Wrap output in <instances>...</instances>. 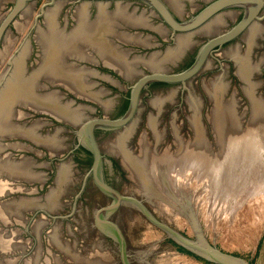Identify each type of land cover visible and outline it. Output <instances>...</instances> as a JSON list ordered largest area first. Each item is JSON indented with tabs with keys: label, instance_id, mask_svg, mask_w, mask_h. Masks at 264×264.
Wrapping results in <instances>:
<instances>
[{
	"label": "water",
	"instance_id": "95a60500",
	"mask_svg": "<svg viewBox=\"0 0 264 264\" xmlns=\"http://www.w3.org/2000/svg\"><path fill=\"white\" fill-rule=\"evenodd\" d=\"M66 1L0 0V264H154L175 249L249 264L216 248L241 208L264 194V163L252 178L240 161V144L264 151V18L246 28L264 0L196 1L206 6L189 19L193 0H140L179 34L176 44L144 5ZM237 7L239 22L233 13L211 18ZM101 65L129 84L141 77L120 118L80 123L93 102L106 119L121 107L115 94L126 88L111 91L92 73L107 74ZM153 82L166 85L142 97L134 133L128 125L98 138L116 157L101 178L91 130L127 123ZM77 126L95 157L86 178L90 162L67 154Z\"/></svg>",
	"mask_w": 264,
	"mask_h": 264
},
{
	"label": "flooded vegetation",
	"instance_id": "af4514ba",
	"mask_svg": "<svg viewBox=\"0 0 264 264\" xmlns=\"http://www.w3.org/2000/svg\"><path fill=\"white\" fill-rule=\"evenodd\" d=\"M129 1H131V2H136V3H138V4H140V5H144V6H146L147 7V9L149 10V13L148 14H153L154 15V17H156V18H158L159 20H160V24H162L163 26H165L166 27V25H165V23L163 22V20H162V18L160 17V16H158L156 13H154V12H152L151 11V9H150V7L147 5V4H145L144 2H142V1H140V0H129ZM196 1H202L203 3L205 2V0H193L192 2H191V5H189V4H187L186 5V7H185V9H187V10H189V7L188 6H193L195 3H196ZM213 1H215V0H210L209 2H207L206 3V5H208L209 3H211V2H213ZM49 2V1H48ZM66 2H71V3H73V4H84V5H86L88 2H86V1H84V0H81V1H76V0H67ZM90 4H93V5H100L101 3H98V2H89ZM111 3H115V2H111ZM33 5V4H32ZM44 5H50V4H47V3H44ZM206 5H204V6H193V7H197L196 9V11H195V9L193 8V10H191L192 8L190 7V15H188V17H187V19H189V18H191V17H193V16H195L201 9H203ZM171 9V8H170ZM171 13L173 14V16H174V18L176 19V20H178V21H180V20H182L180 17H178L177 15H176V13L175 12H172V10H171ZM226 13H233L234 15H237L236 17V20H238V22L242 19V17L244 16V8H242V7H237V8H230V9H225V10H223V12L221 11L220 13H217L216 15H214V16H212L211 18H213V17H215V16H221V15H223V14H226ZM148 14H147V16H148ZM210 18V19H211ZM264 18V6L258 11V13H257V18H255V19H253V21L246 27V28H248V27H251L254 23H257V22H259V21H261L262 19ZM187 19H184V20H187ZM226 19H229V17H227ZM13 24L11 23L10 25H9V28L12 26ZM37 25H38V19H37V21H34L33 22V26L31 27V29L32 30H34V29H36L35 27H37ZM167 28V27H166ZM168 29V28H167ZM230 29V28H229ZM8 30V29H7ZM7 30H6V32H7ZM224 31H226V29H223ZM228 30V29H227ZM31 33V32H30ZM168 36H169V38L171 39V42H174V44H176V41L177 40H175V39H177L176 37L179 35V34H177V33H175V34H173L172 35V33H171V31L168 29ZM241 34V33H240ZM5 36V33L3 34V36L1 37V40H0V43H1V41H2V39H3V37ZM27 36V35H26ZM26 36H25V38H23V41L25 40V41H27L28 39L26 38ZM197 36L198 37H203V36H200V35H192V37H191V39L192 38H194V37H196L197 38ZM239 36V35H238ZM207 38L208 37H206V40H207ZM238 39H241V38H238V37H236V38H234V39H232V40H235V41H237ZM196 40V39H195ZM205 40V41H206ZM231 40V41H232ZM195 43V42H194ZM230 43V41L229 42H227V43H224L223 45H222V47H221V49L224 47V46H226V45H228ZM27 45H29V47H31V43H28ZM37 46V45H36ZM216 49H218V48H216ZM198 51V50H197ZM197 53V52H196ZM195 56H196V54H195ZM195 56L193 57V60H194V58H195ZM193 60H192V62H193ZM191 62V63H192ZM190 63V64H191ZM189 64V65H190ZM188 65V66H189ZM101 66H103V67H106V68H108V72H107V74H105V73H103L102 71H94V70H92L93 72L92 73H94V74H96L97 76H99V79L100 80H102V81H104V82H108V83H110L109 85H110V90L111 89H117V83H119V84H122V85H124V87L126 88V90H122V91H120L118 94H119V96H117V93L115 94V97L116 98H119L120 97V99H121V101H122V104H121V107H120V109H119V111H118V114H117V116L115 117V118H111V119H106V118H104L103 116H101V114H100V116H97V115H99V109L100 110H102V105H100V103H96V102H93V104L96 106H94V112H95V115H94V112H92L93 111V108H92V106L91 105H85V106H81V105H78V106H76V107H81L83 110H88L89 112H92V115L90 116V115H86L85 117H84V120H82V121H79L80 123H83V122H86V121H88V120H91V119H97V120H116V119H118V118H120L124 113H125V111H126V109L128 108V106H129V103H130V97H131V86H132V84L135 82V81H137V79L139 78V77H141V76H138L136 79H135V81H133L131 84H129V79L128 78H125V77H123V76H121L119 73H117L113 68H111V67H108V66H104V65H101ZM187 66V67H188ZM98 67H100V66H98ZM160 72H165V71H160ZM150 73H157V72H153L152 70H149V72L148 73H145V74H150ZM142 74H144V73H142ZM141 75V74H140ZM154 85H166V83H160V82H153V83H151V84H149L146 88H142L141 89V91L139 92V95H138V103H137V107H136V110H135V113L133 114V116L131 117V119L129 120V121H127V123H125L124 125H122L120 128H117V129H115V130H106V129H103V128H100V127H94L92 130H91V137H92V141L95 143V145H96V147H97V149L99 150V153H100V157H101V167H100V175H101V178L103 177V175H104V165L106 164V163H108L110 166H114L115 164H116V161H115V158L116 157H114V156H112V155H110V154H108V153H105L104 151H102V149H101V147H100V145H99V143H98V138L99 137H101L102 135H105V134H107V133H115V132H118V131H121V130H125L126 129V127L128 126V125H133L132 126V129H131V132H130V134L132 135L133 133H134V131H135V129H136V119L137 118H135V116L138 114V111H139V105H141V99H142V97L143 96H149L151 93L149 92V90H150V88L152 87V86H154ZM101 89H103L102 87H101ZM105 90V89H104ZM109 89H108V91H106V95H111L112 94V90L110 91ZM73 95V94H72ZM74 96V95H73ZM100 96L101 95H99V101H97V102H101V98H100ZM112 103H109V107L111 108V105ZM107 109V108H106ZM141 109V108H140ZM54 120H56V122H60V123H63V121H59L58 119H54ZM52 123H53V121H52ZM79 123V124H80ZM79 124H78V126H79ZM78 126L75 128V129H72V138H73V144H72V146H71V148L67 151V154L68 155H71L72 156V158L75 160V161H80V160H82V159H87L88 160V162H90V164H91V167H90V169H89V171L85 174V178L88 176V174H90V172H92V171H94V170H92V167H93V165H94V163H95V157H94V154L91 152V150L87 147V145H90V141L91 140H88V141H86V143H87V145L85 144V143H80L79 142V140H78V138H77V135L75 134V131L77 130V128H78ZM128 137H129V135H127ZM126 140H127V137H126V139H125V142H126ZM72 159V160H73ZM73 160V161H74ZM85 186H86V180L83 182V184L80 186V189H79V192L78 193H81V192H83L84 191V188H85ZM108 196V195H107ZM109 197H111V196H109Z\"/></svg>",
	"mask_w": 264,
	"mask_h": 264
},
{
	"label": "rangeland",
	"instance_id": "374dc122",
	"mask_svg": "<svg viewBox=\"0 0 264 264\" xmlns=\"http://www.w3.org/2000/svg\"><path fill=\"white\" fill-rule=\"evenodd\" d=\"M247 151L248 150L243 154L244 157H249ZM260 153L264 159V151H262V149H260ZM244 162L241 161L242 169L248 166V163L246 161ZM248 172L249 170L245 171V173ZM249 206L251 205L247 206L248 209H246L247 207H245V209L241 208L240 222H244H239L237 225L229 224L230 226L228 225L227 232H231V234L220 239L216 248L222 253L229 254L233 257H241L245 261L254 257L257 242L264 229V208L262 210L257 206H252L250 208ZM237 238L239 240H237ZM153 262L154 264H216L204 257L196 255L194 252H179L177 249L161 252L159 255L153 256Z\"/></svg>",
	"mask_w": 264,
	"mask_h": 264
},
{
	"label": "bare ground",
	"instance_id": "6f19581e",
	"mask_svg": "<svg viewBox=\"0 0 264 264\" xmlns=\"http://www.w3.org/2000/svg\"><path fill=\"white\" fill-rule=\"evenodd\" d=\"M260 149H261V145L260 144H240V161L244 162L246 161L248 163V166H246V168H243V173L244 175L246 176H249V177H252L254 178V175H255V172L256 170L262 172V163H264V159L263 157L261 156V153H260ZM248 150V154H249V157L247 158L246 156L244 157L243 154L245 153V151ZM242 157V158H241ZM245 163V162H244ZM244 167V166H243ZM248 168V169H247ZM249 170L248 173H245V171ZM252 207H258L259 209H262L264 208V194H261V199H258V198H255L251 204H249ZM245 209V207H243ZM242 208V209H243ZM248 209V207L246 208ZM246 212V211H245ZM247 214V213H246ZM261 214V213H260ZM258 216V215H257ZM244 217V216H243ZM241 220V219H240ZM244 221L240 222V223H243ZM246 222V221H245ZM252 222V221H251ZM237 225V224H236ZM230 226V225H229ZM238 228V227H237ZM249 228V227H248ZM231 229H234V228H231ZM234 231V230H233ZM232 231V232H233ZM235 232V231H234ZM233 232V233H234ZM237 234V233H236ZM241 235V234H240ZM236 236V235H235ZM224 240V239H223ZM237 240H239L237 238Z\"/></svg>",
	"mask_w": 264,
	"mask_h": 264
},
{
	"label": "crops",
	"instance_id": "0c3cea01",
	"mask_svg": "<svg viewBox=\"0 0 264 264\" xmlns=\"http://www.w3.org/2000/svg\"><path fill=\"white\" fill-rule=\"evenodd\" d=\"M236 258L244 260L241 257ZM247 262H249V264H264V229L262 230V233L257 242V248L255 250L254 257L248 259Z\"/></svg>",
	"mask_w": 264,
	"mask_h": 264
}]
</instances>
